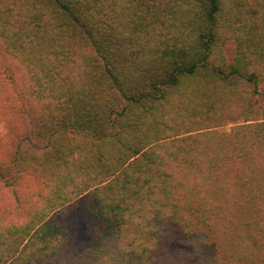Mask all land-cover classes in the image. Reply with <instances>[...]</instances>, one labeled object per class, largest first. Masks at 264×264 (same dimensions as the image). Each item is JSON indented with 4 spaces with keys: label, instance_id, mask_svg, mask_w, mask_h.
Masks as SVG:
<instances>
[{
    "label": "trees",
    "instance_id": "obj_1",
    "mask_svg": "<svg viewBox=\"0 0 264 264\" xmlns=\"http://www.w3.org/2000/svg\"><path fill=\"white\" fill-rule=\"evenodd\" d=\"M0 264H264V0H0Z\"/></svg>",
    "mask_w": 264,
    "mask_h": 264
},
{
    "label": "rangeland",
    "instance_id": "obj_2",
    "mask_svg": "<svg viewBox=\"0 0 264 264\" xmlns=\"http://www.w3.org/2000/svg\"><path fill=\"white\" fill-rule=\"evenodd\" d=\"M241 120L235 121V122H231L229 123L225 128H222V131H228L232 126L236 125V124H240ZM68 224L70 227H74L73 233L76 234L75 237V241H76V246L77 247H84L87 245V239L84 237L85 232V223L82 222L80 219L76 220L74 219H70V221L68 220Z\"/></svg>",
    "mask_w": 264,
    "mask_h": 264
}]
</instances>
